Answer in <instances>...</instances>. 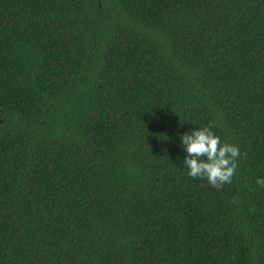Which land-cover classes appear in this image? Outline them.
Segmentation results:
<instances>
[{
    "label": "trees",
    "instance_id": "trees-1",
    "mask_svg": "<svg viewBox=\"0 0 264 264\" xmlns=\"http://www.w3.org/2000/svg\"><path fill=\"white\" fill-rule=\"evenodd\" d=\"M258 177L264 0H0V264H264Z\"/></svg>",
    "mask_w": 264,
    "mask_h": 264
},
{
    "label": "clouds",
    "instance_id": "clouds-1",
    "mask_svg": "<svg viewBox=\"0 0 264 264\" xmlns=\"http://www.w3.org/2000/svg\"><path fill=\"white\" fill-rule=\"evenodd\" d=\"M180 141L185 152L182 162L190 177L206 178L217 189L231 183L240 156L237 146L222 141L212 126L186 131ZM256 183L264 186V177H258Z\"/></svg>",
    "mask_w": 264,
    "mask_h": 264
}]
</instances>
